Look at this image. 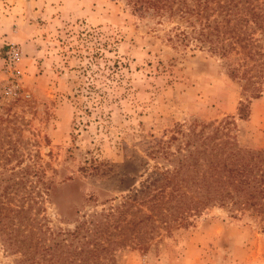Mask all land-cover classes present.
I'll list each match as a JSON object with an SVG mask.
<instances>
[{"label":"rangeland","instance_id":"rangeland-1","mask_svg":"<svg viewBox=\"0 0 264 264\" xmlns=\"http://www.w3.org/2000/svg\"><path fill=\"white\" fill-rule=\"evenodd\" d=\"M134 2L0 0V264L24 257L12 231L42 260L54 243L58 264L84 261L101 221L100 264H264V220L230 206L168 225L142 206L159 227L146 220L137 238L134 195L168 164L156 149L178 128L226 120L240 145L264 149V87L250 98L219 55L175 37L189 25L180 12Z\"/></svg>","mask_w":264,"mask_h":264},{"label":"trees","instance_id":"trees-1","mask_svg":"<svg viewBox=\"0 0 264 264\" xmlns=\"http://www.w3.org/2000/svg\"><path fill=\"white\" fill-rule=\"evenodd\" d=\"M134 1L135 5L153 9L157 14L168 10L180 12L189 25L178 27L175 37L185 44L195 41L200 47L219 55L227 73L232 78L243 81V90L249 93L250 98L262 95V0ZM249 111L250 106L241 102L240 116H249ZM229 124L226 120L218 124H204L201 128H178L177 134H173L168 142L156 149L154 156L166 160L168 164L158 162L152 174L142 182L141 188L134 195L133 200L141 205L137 213H142L137 222L140 227L137 238H142L146 220L155 231L161 223L168 225L171 220L182 221L189 215L203 212L214 205L230 206L241 212L249 211L264 220V149L240 145L228 127ZM176 141L178 144L173 148ZM128 203L129 201H125L124 205ZM142 206L155 215L158 221L161 220L160 223H155L153 215L146 214ZM94 225L93 228L86 229L89 233L88 240L82 242L77 252L87 259L75 264H100L96 257L108 250L101 247L96 236L110 228V221ZM79 232L80 227L73 233ZM6 240L11 245H17L23 253L20 264H58L55 249L59 244L41 247L45 251L42 253L44 261L37 254L39 248L32 249V241L28 243L27 236H20V232L7 233Z\"/></svg>","mask_w":264,"mask_h":264},{"label":"built area","instance_id":"built-area-1","mask_svg":"<svg viewBox=\"0 0 264 264\" xmlns=\"http://www.w3.org/2000/svg\"><path fill=\"white\" fill-rule=\"evenodd\" d=\"M9 54H10V64H13V62H15V60L18 57V52H17V50L15 48H12L9 51Z\"/></svg>","mask_w":264,"mask_h":264}]
</instances>
